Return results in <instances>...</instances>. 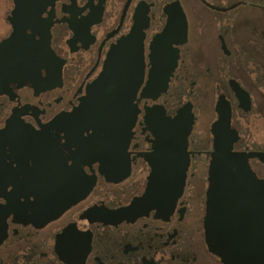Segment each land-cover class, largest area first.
<instances>
[{"label":"flooded vegetation","instance_id":"flooded-vegetation-1","mask_svg":"<svg viewBox=\"0 0 264 264\" xmlns=\"http://www.w3.org/2000/svg\"><path fill=\"white\" fill-rule=\"evenodd\" d=\"M238 6L0 0V264H223L212 193L264 180L244 158L264 155V48Z\"/></svg>","mask_w":264,"mask_h":264},{"label":"water","instance_id":"water-1","mask_svg":"<svg viewBox=\"0 0 264 264\" xmlns=\"http://www.w3.org/2000/svg\"><path fill=\"white\" fill-rule=\"evenodd\" d=\"M257 157L264 162V155ZM206 242L223 264H264V180L248 166L229 175L212 193Z\"/></svg>","mask_w":264,"mask_h":264},{"label":"rangeland","instance_id":"rangeland-1","mask_svg":"<svg viewBox=\"0 0 264 264\" xmlns=\"http://www.w3.org/2000/svg\"><path fill=\"white\" fill-rule=\"evenodd\" d=\"M236 4L239 5L234 12L238 17V33L241 34L242 26L247 35L264 48V0H235ZM247 81L250 82L249 79ZM262 91L264 95V86Z\"/></svg>","mask_w":264,"mask_h":264}]
</instances>
